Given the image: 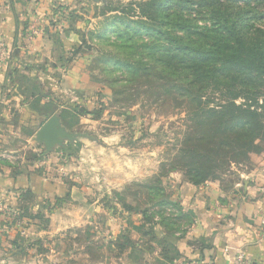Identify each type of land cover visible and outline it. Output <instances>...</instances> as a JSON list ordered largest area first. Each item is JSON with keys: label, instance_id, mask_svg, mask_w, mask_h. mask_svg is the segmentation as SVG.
<instances>
[{"label": "rangeland", "instance_id": "rangeland-1", "mask_svg": "<svg viewBox=\"0 0 264 264\" xmlns=\"http://www.w3.org/2000/svg\"><path fill=\"white\" fill-rule=\"evenodd\" d=\"M97 2L70 12L69 39L59 41L78 81L62 164L85 190L84 209L31 192L0 197V264H116L111 256L142 237L151 263L192 223L175 195L183 181L231 191L264 166V78L230 91L221 74L229 43L216 31L241 5V34L261 38L264 0ZM242 120L246 130L234 126Z\"/></svg>", "mask_w": 264, "mask_h": 264}, {"label": "crops", "instance_id": "crops-1", "mask_svg": "<svg viewBox=\"0 0 264 264\" xmlns=\"http://www.w3.org/2000/svg\"><path fill=\"white\" fill-rule=\"evenodd\" d=\"M96 3L0 0V42L7 47L6 59L0 57V197L31 192L36 199H63L66 211L75 209L78 215L84 209L85 190L70 180L62 164L66 151L59 141L66 130L67 95L78 81L63 60L68 50L59 41L69 39L63 29L70 12L83 14ZM33 23L39 33L28 43L26 32ZM51 118L59 129L53 139L40 134ZM245 177L231 191L217 181H183L175 195L192 223L186 236L177 237L179 244L156 251L150 263L142 237L111 258L116 264H194L199 257L212 264H236V254L242 252L249 261L264 264V166Z\"/></svg>", "mask_w": 264, "mask_h": 264}, {"label": "trees", "instance_id": "trees-1", "mask_svg": "<svg viewBox=\"0 0 264 264\" xmlns=\"http://www.w3.org/2000/svg\"><path fill=\"white\" fill-rule=\"evenodd\" d=\"M244 1L249 5L250 0ZM246 9L248 8L239 5L231 12L232 15H223V18L218 20L216 24V31L229 43V48L224 56L225 64L221 67V74L226 79L225 82L232 87L230 91L234 89L240 91V85L253 87L257 80L264 78V34L261 38H254L252 41L247 40L245 34H241L246 28V20L242 16ZM233 93L230 92V94ZM233 95L237 96L238 94ZM233 110L248 111L236 105L233 106ZM249 125L251 123L247 120L238 121L234 124L237 129L241 130H246ZM190 182L201 184V181Z\"/></svg>", "mask_w": 264, "mask_h": 264}, {"label": "built area", "instance_id": "built-area-1", "mask_svg": "<svg viewBox=\"0 0 264 264\" xmlns=\"http://www.w3.org/2000/svg\"><path fill=\"white\" fill-rule=\"evenodd\" d=\"M39 33L38 26L36 23H33L29 26V29L26 32V40L28 43H30ZM6 51L7 47L4 42H0V57L6 59ZM236 264H256L254 262H251L247 259L245 254L242 252H238L236 254ZM194 264H212L211 260L207 257H200L196 259Z\"/></svg>", "mask_w": 264, "mask_h": 264}, {"label": "water", "instance_id": "water-1", "mask_svg": "<svg viewBox=\"0 0 264 264\" xmlns=\"http://www.w3.org/2000/svg\"><path fill=\"white\" fill-rule=\"evenodd\" d=\"M56 119L51 118L48 120L41 128L40 134L44 137H47L49 139H53L55 132H59V129L56 126ZM62 131V130H61ZM65 132L62 131L61 135L64 134Z\"/></svg>", "mask_w": 264, "mask_h": 264}]
</instances>
